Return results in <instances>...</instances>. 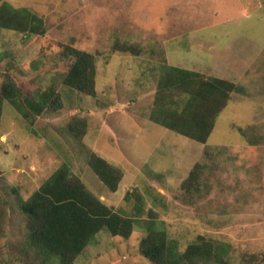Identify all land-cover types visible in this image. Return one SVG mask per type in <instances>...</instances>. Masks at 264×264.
Returning <instances> with one entry per match:
<instances>
[{"label": "rangeland", "instance_id": "374dc122", "mask_svg": "<svg viewBox=\"0 0 264 264\" xmlns=\"http://www.w3.org/2000/svg\"><path fill=\"white\" fill-rule=\"evenodd\" d=\"M43 18L46 32L0 28V89L11 80L60 104L34 121L0 101V264H56L27 242V199L63 164L117 212L137 219L129 238L106 228L76 264H155L147 225L177 251L198 236L228 243L222 264H264V0H0ZM125 44L138 52H126ZM93 54L96 95L65 84L75 57ZM167 66L224 78L231 92L206 142L151 119ZM85 122L81 136L69 124ZM123 171L111 192L89 152ZM197 174L191 192L182 184ZM251 260L252 262H247ZM197 264H215L199 262Z\"/></svg>", "mask_w": 264, "mask_h": 264}, {"label": "trees", "instance_id": "16d2710c", "mask_svg": "<svg viewBox=\"0 0 264 264\" xmlns=\"http://www.w3.org/2000/svg\"><path fill=\"white\" fill-rule=\"evenodd\" d=\"M0 28L14 29L30 35H43L45 22L28 8L0 6ZM136 53L134 46L121 48ZM75 57L64 79L65 84L89 95H96L93 73V54L77 48L71 49ZM243 87L224 78H203L199 72L167 66L162 73L155 99L152 121L199 142H206L215 119L230 98L231 92ZM9 101L26 119H34L44 109L56 110L60 105L51 92L31 97L13 81H6L0 89V101ZM1 116V106H0ZM85 122L76 120L69 131L81 136ZM88 164L111 192L117 191L123 178L122 169L98 154L89 152ZM191 174L182 184L191 192L197 181ZM22 212L27 216V242L56 264H76L77 256L101 229L112 235L129 238L137 219L123 215L92 192L79 175L63 164L54 171L27 199L20 200ZM142 253L155 264H197L199 262L226 263L229 244L198 236L184 251L176 250L174 241L165 230L158 229L154 221L147 225V234L140 242ZM252 262L251 260L247 261Z\"/></svg>", "mask_w": 264, "mask_h": 264}]
</instances>
